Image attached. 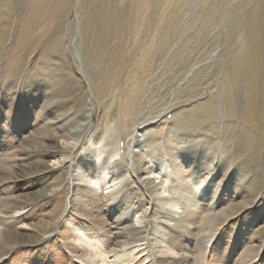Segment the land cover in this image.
<instances>
[{
  "label": "rangeland",
  "instance_id": "obj_1",
  "mask_svg": "<svg viewBox=\"0 0 264 264\" xmlns=\"http://www.w3.org/2000/svg\"><path fill=\"white\" fill-rule=\"evenodd\" d=\"M103 260L264 264V0H0V264Z\"/></svg>",
  "mask_w": 264,
  "mask_h": 264
},
{
  "label": "bare ground",
  "instance_id": "obj_2",
  "mask_svg": "<svg viewBox=\"0 0 264 264\" xmlns=\"http://www.w3.org/2000/svg\"><path fill=\"white\" fill-rule=\"evenodd\" d=\"M154 174V173H153ZM87 181H88V183L89 184H91V185H96V186H98V181L96 180V179H94V178H87L86 179ZM146 180V179H145ZM114 182L116 181V180H113ZM148 182V181H147ZM116 184V183H115ZM161 184V183H160ZM163 185H161L160 187H162ZM165 189V188H164ZM165 192V190H163V188H162V191H161V193H164ZM171 202H172V200H171ZM175 202V201H174ZM177 203L176 204H170V207H172V208H174V209H177L178 207H177ZM138 223H140V221H138ZM135 225V224H134ZM144 240H146V242L145 243H147V238L145 237L144 238ZM82 241L83 242H85L86 243V245H88L94 252H93V256H90V258H91V261L92 262H95L98 258H103L104 259V257H105V259L104 260H106V258H107V251L105 250V247H104V245H102L97 239H93V238H91V237H85V239H82ZM160 241V246L163 248V250H162V253H167L168 255H171V256H173L174 257V255H175V251H174V249L169 245V244H167L166 243V241L164 240V239H160L159 240ZM122 242H124V241H122ZM125 243V242H124ZM123 243V244H124ZM121 244V243H120ZM141 244V243H140ZM154 245V244H153ZM140 246V245H139ZM148 246V245H147ZM123 247V249H124V246H122ZM127 248V247H126ZM136 249V248H135ZM177 253V252H176ZM107 255V256H106ZM117 256H118V254H116ZM123 256L124 255H126L125 253H123L122 254ZM177 255V254H176ZM116 256V257H117ZM119 257H122V256H119ZM128 257V256H127ZM127 259V258H126ZM103 260V264H107L105 261ZM124 260V259H123ZM122 264H128V263H125V262H122Z\"/></svg>",
  "mask_w": 264,
  "mask_h": 264
}]
</instances>
